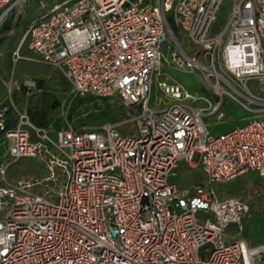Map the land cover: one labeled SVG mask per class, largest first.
Segmentation results:
<instances>
[{
  "label": "built area",
  "instance_id": "1",
  "mask_svg": "<svg viewBox=\"0 0 264 264\" xmlns=\"http://www.w3.org/2000/svg\"><path fill=\"white\" fill-rule=\"evenodd\" d=\"M224 1L68 0L32 21L30 51L71 93L119 97L128 118L76 122L65 104L62 123L40 126L14 103L0 107V145L12 144L0 163V264H264L263 244L235 238L249 203L217 191L248 173L264 179V0H231L220 19ZM24 2L0 0V29ZM167 39L171 63L201 72L215 103L160 80L174 102L151 108ZM225 99L254 116L215 135L204 118H222ZM199 100L207 107L188 103ZM22 158L41 173L8 179ZM182 162L201 166L205 184L173 182Z\"/></svg>",
  "mask_w": 264,
  "mask_h": 264
},
{
  "label": "rangeland",
  "instance_id": "2",
  "mask_svg": "<svg viewBox=\"0 0 264 264\" xmlns=\"http://www.w3.org/2000/svg\"><path fill=\"white\" fill-rule=\"evenodd\" d=\"M68 0H26L16 7L0 29V107L14 103L19 109L37 113L45 125L62 123L61 110L66 104V110L76 122L88 123L123 122L127 120V110L119 97L109 100H99L91 96H75L64 74L57 68L42 62L29 49L28 38L25 39L28 28L33 20L50 10L55 4ZM231 0H225L219 12L220 19H225L230 11ZM11 29V30H9ZM180 41L193 57L197 56L200 48L194 47L184 35L180 34ZM167 39L163 52L168 61L160 68V76L155 79L151 108L160 111L173 104L158 86V82L167 81L170 85H179L182 91L199 97H207L215 103L217 98L212 95L208 81L201 72H190L171 63ZM201 61H205L200 56ZM36 83V87H30ZM255 87L256 83L250 81ZM55 102L58 103L57 106ZM195 107H207L204 101H189ZM222 118L217 114H209L204 118L205 124L212 134L218 135L235 127L245 125L253 118L243 106L229 99H225ZM11 143L0 145V163L12 160L8 156ZM177 176L172 178L179 187L186 188L194 185H203L206 174L201 166L192 167L182 162ZM41 166L36 159L22 158L14 162L8 170V179L21 176L39 175ZM3 183L0 181V186ZM264 185L258 183L255 175L245 174L231 181L218 185L219 195L236 196L250 200V209L245 220V229L238 236L249 244L264 245V200L259 194ZM233 232V231H231ZM235 233V232H234Z\"/></svg>",
  "mask_w": 264,
  "mask_h": 264
},
{
  "label": "trees",
  "instance_id": "3",
  "mask_svg": "<svg viewBox=\"0 0 264 264\" xmlns=\"http://www.w3.org/2000/svg\"><path fill=\"white\" fill-rule=\"evenodd\" d=\"M168 21H169L170 26H171L173 32L175 33V35H176L177 37H179L180 34H182V33H181V31H180V28H179V27L176 25V23L174 22L173 17H172V16H168ZM9 30H11V29H9ZM0 41H1V42L4 41V37H3V38H0ZM104 100H106V99H104ZM57 105H58V103L55 102V105H54V106H57ZM31 118H32V120H33L35 123H37L38 125H40V126H46V125H45V122L39 119L40 117L38 116L37 113H32ZM78 122H84V121H78Z\"/></svg>",
  "mask_w": 264,
  "mask_h": 264
},
{
  "label": "crops",
  "instance_id": "4",
  "mask_svg": "<svg viewBox=\"0 0 264 264\" xmlns=\"http://www.w3.org/2000/svg\"><path fill=\"white\" fill-rule=\"evenodd\" d=\"M248 174H253V175H255V177H256V180H258V183L260 182V184H263L264 185V179L263 178H261L257 173H254V172H252V173H248ZM264 191V190H263ZM262 191V192H263ZM261 192V193H262ZM260 193V194H261ZM260 194H259V196H260ZM221 196V195H220ZM244 200V199H243ZM246 202H248V203H250V200H245ZM234 229L233 228H230V230H229V234H232L233 232H231V231H233ZM235 238H239V237H235ZM240 239V238H239ZM242 240V239H241ZM243 241H245V240H243ZM249 246H254V245H257V244H249L247 241H245Z\"/></svg>",
  "mask_w": 264,
  "mask_h": 264
}]
</instances>
